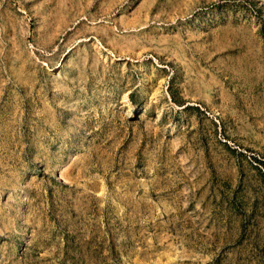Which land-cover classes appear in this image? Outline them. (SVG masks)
<instances>
[{"label":"rangeland","instance_id":"374dc122","mask_svg":"<svg viewBox=\"0 0 264 264\" xmlns=\"http://www.w3.org/2000/svg\"><path fill=\"white\" fill-rule=\"evenodd\" d=\"M0 264H264V0H0Z\"/></svg>","mask_w":264,"mask_h":264}]
</instances>
